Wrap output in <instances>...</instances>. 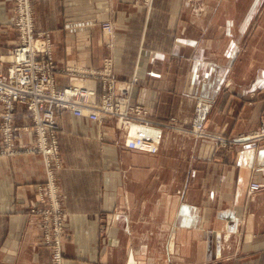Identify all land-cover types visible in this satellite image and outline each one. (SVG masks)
I'll return each instance as SVG.
<instances>
[{
	"label": "crops",
	"instance_id": "obj_1",
	"mask_svg": "<svg viewBox=\"0 0 264 264\" xmlns=\"http://www.w3.org/2000/svg\"><path fill=\"white\" fill-rule=\"evenodd\" d=\"M32 1L57 87L80 83L99 104L102 80L85 72L110 60L116 92L162 131L149 152L112 119L55 108L63 264H264V189L250 190L264 141H239L264 121V0ZM14 7L0 0V58L19 43ZM200 101L211 103L205 136L193 131ZM15 123L31 125L23 104ZM34 138L20 129L14 144ZM2 149L0 131V264H53L32 211L48 203L43 154Z\"/></svg>",
	"mask_w": 264,
	"mask_h": 264
},
{
	"label": "built area",
	"instance_id": "obj_2",
	"mask_svg": "<svg viewBox=\"0 0 264 264\" xmlns=\"http://www.w3.org/2000/svg\"><path fill=\"white\" fill-rule=\"evenodd\" d=\"M14 25L19 32V43L14 46L6 58V72H0V131L3 133V153L20 151H38L43 154L47 172L46 184L40 186L41 196L47 205L33 208L40 216L44 243L51 249L53 264H63L62 236L65 232L66 213L61 208L57 186L56 171L61 167V154L57 136L55 108H66L78 116L86 115L90 119H117L118 125L127 129V139L132 122L152 125L142 117L146 113L139 105H130L122 93L116 92L115 78L110 60L97 71H86L102 78L103 93L99 104L95 101L96 92L82 84H70L62 89L56 85L57 68L51 33L35 28V15L32 0H15ZM104 29L112 31L110 23ZM17 104L27 107L31 125L19 126L15 123ZM211 103L200 101L196 107L193 131L197 136H205V123ZM31 129L35 132L33 142L28 145H15L17 130ZM127 139L125 144L127 145ZM157 147L160 138H145ZM240 142L264 141V121L253 132L240 136ZM262 175L261 181L250 183L252 192L264 189V165L257 168Z\"/></svg>",
	"mask_w": 264,
	"mask_h": 264
},
{
	"label": "bare ground",
	"instance_id": "obj_3",
	"mask_svg": "<svg viewBox=\"0 0 264 264\" xmlns=\"http://www.w3.org/2000/svg\"><path fill=\"white\" fill-rule=\"evenodd\" d=\"M161 130L146 123L132 122L130 134L127 139V146L143 149L152 152V149L157 147V144H152L145 138L161 139Z\"/></svg>",
	"mask_w": 264,
	"mask_h": 264
},
{
	"label": "rangeland",
	"instance_id": "obj_4",
	"mask_svg": "<svg viewBox=\"0 0 264 264\" xmlns=\"http://www.w3.org/2000/svg\"><path fill=\"white\" fill-rule=\"evenodd\" d=\"M141 2H142V4L143 5H145L147 8H150L151 6L153 7V4H154V0H140ZM104 67V65L100 68V69H102ZM100 69H97V70H100ZM97 70H94V71H97ZM93 76H95V75H93ZM95 77H97V78H99L100 80H102V78H100V77H98V76H95ZM77 84H80V83H77ZM102 84H103V81H102ZM113 121H115V125L118 127L119 125H118V120L117 119H112ZM119 127H122V126H119ZM124 128V127H123ZM125 131H126V139H127V129H125ZM125 142H126V140H125Z\"/></svg>",
	"mask_w": 264,
	"mask_h": 264
}]
</instances>
